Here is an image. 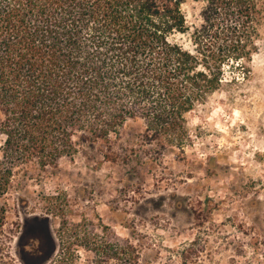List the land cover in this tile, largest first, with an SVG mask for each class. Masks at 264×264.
I'll return each instance as SVG.
<instances>
[{
  "label": "trees",
  "instance_id": "1",
  "mask_svg": "<svg viewBox=\"0 0 264 264\" xmlns=\"http://www.w3.org/2000/svg\"><path fill=\"white\" fill-rule=\"evenodd\" d=\"M202 1L187 47L175 37L190 31L182 0H0V195L17 168L26 180L55 173L76 137L116 161L110 137L129 119L183 149L186 114L250 76L264 21L258 0Z\"/></svg>",
  "mask_w": 264,
  "mask_h": 264
},
{
  "label": "rangeland",
  "instance_id": "2",
  "mask_svg": "<svg viewBox=\"0 0 264 264\" xmlns=\"http://www.w3.org/2000/svg\"><path fill=\"white\" fill-rule=\"evenodd\" d=\"M205 7L182 0L190 31L175 37L187 47ZM258 43L247 79L186 114L183 149L149 141L143 120L129 119L110 137L114 162L76 137L55 173L26 180L17 168L0 195V264H21L16 238L28 222L51 238L35 264H264V21Z\"/></svg>",
  "mask_w": 264,
  "mask_h": 264
},
{
  "label": "flooded vegetation",
  "instance_id": "3",
  "mask_svg": "<svg viewBox=\"0 0 264 264\" xmlns=\"http://www.w3.org/2000/svg\"><path fill=\"white\" fill-rule=\"evenodd\" d=\"M41 224L43 225V222ZM32 225L29 222L26 223L16 238L17 252L15 256L21 264L43 263L50 254V234L48 235L47 230L43 228H39L38 231L32 229Z\"/></svg>",
  "mask_w": 264,
  "mask_h": 264
}]
</instances>
